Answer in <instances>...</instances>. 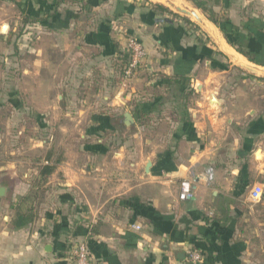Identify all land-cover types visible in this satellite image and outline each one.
<instances>
[{
  "label": "crops",
  "instance_id": "obj_1",
  "mask_svg": "<svg viewBox=\"0 0 264 264\" xmlns=\"http://www.w3.org/2000/svg\"><path fill=\"white\" fill-rule=\"evenodd\" d=\"M183 2L192 9L158 3L201 28L139 0H0L6 56L30 35L33 57L0 111L8 105L12 122L31 117L51 136L80 141L37 145L44 155L31 165L2 160L0 264H74L79 243L89 264H188L189 250L203 264H264V76L230 79L232 58L264 73V0ZM128 35L146 59L125 80ZM47 154L56 166L35 218L13 228L12 207ZM183 180L188 202L178 199Z\"/></svg>",
  "mask_w": 264,
  "mask_h": 264
},
{
  "label": "rangeland",
  "instance_id": "obj_2",
  "mask_svg": "<svg viewBox=\"0 0 264 264\" xmlns=\"http://www.w3.org/2000/svg\"><path fill=\"white\" fill-rule=\"evenodd\" d=\"M178 1H180L189 9H192V7L190 5L185 4L183 0ZM139 2L144 4H160L158 3L160 2V0H139ZM160 5L164 6L163 4ZM166 8L171 11L172 14H175L174 16H177L181 19L187 18L192 24H195L196 26L198 25V27L200 26L194 19L186 15L180 14L168 7ZM173 8L177 10L175 7ZM199 28H201V26ZM27 38L28 39H23L20 43H18V45L16 46L17 51H13L14 53L10 57L6 56L7 51H4L2 47L5 41L0 40V100L2 101L6 99L7 102V98L10 97V92H15L16 88H19V86H23V83H25L26 76L22 73V69H24L26 65L28 66L33 60L30 50L32 37L29 35L27 36ZM11 47L13 48L15 47V45H11ZM7 59L8 61H10L8 63V66H10L9 68L6 66ZM230 62L232 65L230 79L233 82H239L242 79L251 81L259 80V78L264 76V73L255 74L246 70L241 66L240 63L233 60V58ZM16 64L18 65V69L11 68L13 65ZM226 67H228V64H226ZM29 78L31 77L29 76ZM218 80L222 81L224 80V77L221 76V78H219ZM6 87L8 88L6 89ZM25 97L27 96L22 95L23 105H27V102L24 100ZM5 108L6 109H1L2 111H0L2 112L0 120V164H3L2 160H19L24 161L27 165H31L30 163H32L33 160H36L38 155L43 154L41 150H46L48 145L47 141L50 140L54 141L56 145L70 143V145L76 146L78 142H80L79 138L75 136L71 137L70 141H65V139L59 135L54 136L53 134V136H51V133L54 131V129L51 133H48L47 131H43L41 128H37L36 122L33 121L31 117H28V119H23L21 121L12 122L11 117L13 115L9 113L12 110L8 105H6ZM23 109L25 110V112H31L30 106H24ZM6 119H8V122H6ZM55 129L57 130L56 127ZM37 145L43 146L41 150L37 148ZM39 160L40 159H38V161ZM31 178L32 177H28L27 179L32 180Z\"/></svg>",
  "mask_w": 264,
  "mask_h": 264
},
{
  "label": "built area",
  "instance_id": "obj_3",
  "mask_svg": "<svg viewBox=\"0 0 264 264\" xmlns=\"http://www.w3.org/2000/svg\"><path fill=\"white\" fill-rule=\"evenodd\" d=\"M124 53L126 54V63L123 68V78L125 80L132 79L145 66L146 51L141 41L135 35L125 37ZM212 170H208V180H212ZM262 190L259 186L251 189L249 197L256 201L259 199ZM194 193L191 184L183 180L179 184L178 199L182 202L193 200ZM136 227V226H135ZM138 229V227H136ZM74 264H89V252L85 243H79L72 251ZM186 261L188 264H203L202 256L194 250L186 252Z\"/></svg>",
  "mask_w": 264,
  "mask_h": 264
},
{
  "label": "trees",
  "instance_id": "obj_4",
  "mask_svg": "<svg viewBox=\"0 0 264 264\" xmlns=\"http://www.w3.org/2000/svg\"><path fill=\"white\" fill-rule=\"evenodd\" d=\"M153 6L154 8L160 10L163 13L172 14L171 11H169L166 7L162 5L154 4ZM182 19L187 24L192 25V23L187 18ZM214 24L216 23L214 22ZM237 52L242 54V52L239 50H237ZM244 56L248 58V56ZM55 166L56 164H50V155L47 154L45 157V164H42L38 167L36 177L32 178V181L30 182L29 192L23 198H21L17 202V204L12 207L13 215L11 217L10 224L13 228L25 227L34 220L35 215L33 212V202L36 198L38 191L45 183L46 178L51 175L55 170Z\"/></svg>",
  "mask_w": 264,
  "mask_h": 264
},
{
  "label": "water",
  "instance_id": "obj_5",
  "mask_svg": "<svg viewBox=\"0 0 264 264\" xmlns=\"http://www.w3.org/2000/svg\"><path fill=\"white\" fill-rule=\"evenodd\" d=\"M193 12H195L194 10H193ZM196 13V12H195ZM196 17V16H195ZM6 26L4 25L3 27H2V31H5L6 30ZM124 121H123V123L126 125V126H132L133 124H134V121H133V118H132V116H131V114L130 113H125L124 114ZM150 166H151V164H150V162H147V164H146V166H145V171H149V168H150ZM5 187L4 186H0V198L2 197V196H4L5 195Z\"/></svg>",
  "mask_w": 264,
  "mask_h": 264
},
{
  "label": "bare ground",
  "instance_id": "obj_6",
  "mask_svg": "<svg viewBox=\"0 0 264 264\" xmlns=\"http://www.w3.org/2000/svg\"><path fill=\"white\" fill-rule=\"evenodd\" d=\"M3 32V31H2ZM215 32L211 29V34H214ZM215 40V39H214ZM221 43H222V41H221Z\"/></svg>",
  "mask_w": 264,
  "mask_h": 264
}]
</instances>
